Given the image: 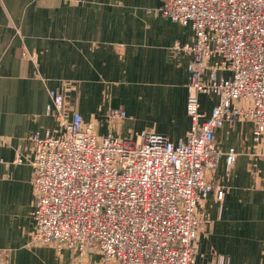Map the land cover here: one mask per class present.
Instances as JSON below:
<instances>
[{
  "label": "crops",
  "instance_id": "1",
  "mask_svg": "<svg viewBox=\"0 0 264 264\" xmlns=\"http://www.w3.org/2000/svg\"><path fill=\"white\" fill-rule=\"evenodd\" d=\"M163 0H0V264H75L69 254L32 242L37 204L31 165L34 134L59 130L46 116L50 90L69 102L100 135L155 132L186 137L190 26L159 12ZM206 95L202 112L210 114ZM127 113L122 129L111 110ZM108 118L110 121H107ZM242 120L216 133L224 150L239 152L208 173L215 190L198 215L211 220L200 232L197 264H264V136L252 140ZM222 190V199L218 198ZM78 264V263H77Z\"/></svg>",
  "mask_w": 264,
  "mask_h": 264
},
{
  "label": "built area",
  "instance_id": "2",
  "mask_svg": "<svg viewBox=\"0 0 264 264\" xmlns=\"http://www.w3.org/2000/svg\"><path fill=\"white\" fill-rule=\"evenodd\" d=\"M159 12L195 32L193 45L176 46L192 55L186 137L100 135L80 112L65 115L63 95L50 90L46 116L59 130L34 134L30 155L14 160L34 170L32 242L75 251L78 264H197L212 223L197 213L215 190L208 173L240 156L217 145V131L246 120L254 142L264 136V0H163ZM201 95L217 98L209 115ZM109 116L127 119L121 109Z\"/></svg>",
  "mask_w": 264,
  "mask_h": 264
},
{
  "label": "water",
  "instance_id": "3",
  "mask_svg": "<svg viewBox=\"0 0 264 264\" xmlns=\"http://www.w3.org/2000/svg\"><path fill=\"white\" fill-rule=\"evenodd\" d=\"M63 97H64V102H63V112L65 115L70 116L73 112H76V108H74L75 106L72 105L69 100L68 97L66 95V91L64 93H62ZM107 121H110V119L108 118ZM127 119H122V120H118L116 121V127L119 129H122L124 124L126 123ZM94 127H96V123L94 122H90ZM130 137V136H129Z\"/></svg>",
  "mask_w": 264,
  "mask_h": 264
},
{
  "label": "rangeland",
  "instance_id": "4",
  "mask_svg": "<svg viewBox=\"0 0 264 264\" xmlns=\"http://www.w3.org/2000/svg\"><path fill=\"white\" fill-rule=\"evenodd\" d=\"M206 104L207 106H211L213 101H214V96L212 95H206ZM206 114V113H205ZM206 115H209V114H206ZM210 182V181H209ZM212 184V183H211ZM66 254H69L71 256V261L73 260L75 262V264L78 263V258H76L77 254L75 251H64L62 254H60L61 256L62 255H66ZM99 256L96 255V256H93V260H98ZM87 261V260H85Z\"/></svg>",
  "mask_w": 264,
  "mask_h": 264
}]
</instances>
